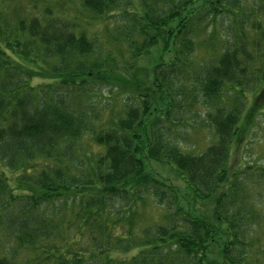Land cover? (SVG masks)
Returning a JSON list of instances; mask_svg holds the SVG:
<instances>
[{"label":"trees","instance_id":"trees-1","mask_svg":"<svg viewBox=\"0 0 264 264\" xmlns=\"http://www.w3.org/2000/svg\"><path fill=\"white\" fill-rule=\"evenodd\" d=\"M78 1L0 0V264H210L220 238L225 263L248 264L264 165L233 161L264 130L261 1ZM82 17L121 22L97 45ZM202 26L213 52L196 60ZM160 45L171 56L152 73L157 105L125 78ZM198 130L210 142L186 153ZM143 157L171 166L194 206ZM148 206L159 222L139 230Z\"/></svg>","mask_w":264,"mask_h":264},{"label":"rangeland","instance_id":"rangeland-1","mask_svg":"<svg viewBox=\"0 0 264 264\" xmlns=\"http://www.w3.org/2000/svg\"><path fill=\"white\" fill-rule=\"evenodd\" d=\"M255 1H258V0H255ZM260 1L261 3H259L260 5H258L259 8L257 6L255 8H257L260 12V17L258 21L259 20L263 21L264 20V6L262 7V5H264V0H260ZM74 2L75 3L71 4V2L67 0V3H68L67 6L74 7V5L79 4L78 0H74ZM203 2L204 0L203 1L197 0V2H195V4L191 7V9L198 7ZM76 10H79V12L75 11V13L78 16H83L84 14L83 10L79 9V7ZM82 18L83 19L81 20H84L83 26H88L86 28L87 33L90 37L94 38L93 40L96 41L97 45L103 44L109 40L108 37L110 33L107 31V27H110L111 22L112 23L114 21L121 22L120 20H116V19L108 20V19L100 18L99 20L98 19L91 20L92 21L91 23L88 18L86 17H82ZM225 20L228 21V19L225 18L223 19V21H221V25H219L221 29L220 35L228 38L229 36L226 30L227 22H225ZM114 26H115V23H114ZM203 27L204 26L201 27L203 31L198 34V40H200L201 46L198 47L197 49L198 56L196 57V60L206 59L213 52L211 45H214V44L212 41L209 40L208 28L204 30ZM234 33L236 34L237 32H234ZM93 34L96 35V38L93 36ZM250 35L252 36L253 33H250ZM113 36L118 37V33H115ZM109 41L111 42V40ZM114 43L115 42H113V45L110 46V49H116ZM208 45H210L209 48H208ZM170 54L171 53L167 52L161 45L158 48H152L143 53V58L138 63V68L135 69L134 77H131L132 79L125 78L131 81L133 89L137 91L136 92L137 96H140V94L148 93L150 95V98H153V101H151L152 104H157V105L159 104L158 102L159 96L156 95V91L153 88L154 86L152 85V81H153L152 73H153L155 66L158 64V62L167 61L168 58H170L171 56ZM100 78L102 80L105 79V77L102 75L100 76ZM40 82L41 80L39 79L33 80V84H38ZM117 83L120 89H121V86L124 87L121 90V92H126L128 90L126 89L127 85L121 82L120 77L117 79ZM104 94L105 95L101 97V100L106 99L107 91H105ZM260 130L257 132L256 130H254V134L252 133L249 136L248 142L245 143L243 147H241V150L239 151V153L234 157V161H233L234 166H237V165L242 166L245 163H252L258 166L264 165V130L263 131H260ZM86 141L87 140L85 139L84 143H86ZM208 142H210V132H206V131L203 132V131L198 130L196 132L189 134L187 140L183 142V148L186 150V153L196 155L200 152L201 149L205 148ZM143 163H144L145 169L150 174L154 175L157 180L172 187L178 193L180 200H181L180 202L181 207L185 208V206H189V205L194 206L195 204L194 199L189 194L187 195L182 179L179 177L177 172L171 166L157 164L153 161H149L146 157L145 158L143 157ZM6 174L12 179V173L7 172ZM11 185H13V183H11ZM259 207L263 209L264 211V204L259 202ZM196 209H199V207L197 206ZM159 214H160L159 210H155L154 212L152 208L148 206L146 209H144V211L139 216L136 217L135 219L136 227H138L140 230L141 229L140 226L144 227L147 225L155 224V222H159ZM261 226H262L261 228L262 231H261L260 245H255V248L252 249V252L250 253V257L248 258V264H264L263 253H262V251L264 250V222H262ZM222 243H223L222 239L220 238L219 242H215V244L213 242V244H210V247H211L209 248V251H210V255H209L210 262L209 263L210 264H227L224 262L221 256V245L224 244Z\"/></svg>","mask_w":264,"mask_h":264}]
</instances>
